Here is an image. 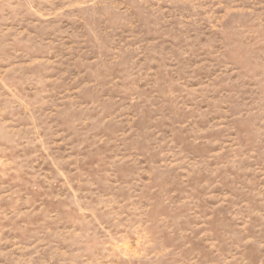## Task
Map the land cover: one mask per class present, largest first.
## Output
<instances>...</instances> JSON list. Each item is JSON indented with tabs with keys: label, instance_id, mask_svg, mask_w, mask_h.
Returning a JSON list of instances; mask_svg holds the SVG:
<instances>
[{
	"label": "rangeland",
	"instance_id": "rangeland-1",
	"mask_svg": "<svg viewBox=\"0 0 264 264\" xmlns=\"http://www.w3.org/2000/svg\"><path fill=\"white\" fill-rule=\"evenodd\" d=\"M0 264H264V0H0Z\"/></svg>",
	"mask_w": 264,
	"mask_h": 264
}]
</instances>
